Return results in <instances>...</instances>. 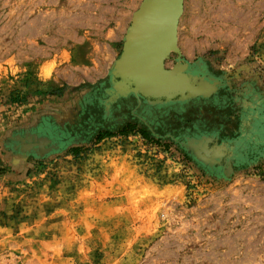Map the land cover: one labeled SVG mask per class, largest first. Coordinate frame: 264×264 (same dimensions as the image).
<instances>
[{
	"label": "rangeland",
	"instance_id": "374dc122",
	"mask_svg": "<svg viewBox=\"0 0 264 264\" xmlns=\"http://www.w3.org/2000/svg\"><path fill=\"white\" fill-rule=\"evenodd\" d=\"M140 2L0 0V264H264V0H182L167 101L115 87Z\"/></svg>",
	"mask_w": 264,
	"mask_h": 264
},
{
	"label": "water",
	"instance_id": "95a60500",
	"mask_svg": "<svg viewBox=\"0 0 264 264\" xmlns=\"http://www.w3.org/2000/svg\"><path fill=\"white\" fill-rule=\"evenodd\" d=\"M146 1L147 0H141L137 9L132 13L130 27L125 34L121 53L113 64L112 75L113 77H118V80L115 81V84H119L116 87L117 91L120 89L123 94L122 88L126 86L127 89L125 90L127 91L123 90L124 92L141 94L144 97H153L157 100L163 98L166 101L176 95L182 98L186 92H188L189 95H194L195 92L202 89H199L197 86L195 87L190 78L181 72L183 65H176L172 69H165L163 67L164 60L167 58L168 54L171 51L177 50L176 39L172 41L170 38L168 43L156 50H149L147 43H140L138 39H136L139 36V34H136L139 24L137 19L140 17V10L145 5ZM181 9V0H176L171 14L173 17L171 20L172 34L174 27H176L175 22H177ZM134 41L136 43H134ZM123 66L124 68L130 67L137 73L132 75L128 72H120ZM148 70H151L153 74H151L149 79H145L142 75ZM191 79H194V77ZM173 81H179V83L175 82V88L168 90L167 84L171 86L172 83L170 82ZM161 84H164V86L162 87ZM157 85L160 87L159 90H155L151 87H157ZM172 86H174V84Z\"/></svg>",
	"mask_w": 264,
	"mask_h": 264
},
{
	"label": "bare ground",
	"instance_id": "6f19581e",
	"mask_svg": "<svg viewBox=\"0 0 264 264\" xmlns=\"http://www.w3.org/2000/svg\"><path fill=\"white\" fill-rule=\"evenodd\" d=\"M175 2L176 0H147L145 5L140 10V17H138L137 19L139 23L138 30L136 31V34L137 35L139 34V36L136 39H138L140 43H147L149 50L160 49L162 46H164L166 43L169 42L170 38L172 41L176 39L178 19H177V22H175L176 27H174L173 34H172V27H171L172 25L171 20L173 18L171 14H172V10L174 8ZM181 4H182V0H181ZM134 43L136 42L134 41ZM120 72H128L129 74L131 73L132 75L134 73L135 74L137 73L135 72V70H132L130 67L124 68V66L123 68H121ZM151 74H153V72H151V70H148L144 72V75L142 76H144L145 79H149ZM175 82L179 83V81L170 82L172 83V85L174 84V86L172 85L170 86L167 84V89L171 90L175 88L176 86ZM117 85L119 84H116L115 87H117ZM161 86L163 87L164 84H161ZM197 86L198 88H201V89H208V88H211L212 85L210 81L207 82L206 79L205 80L201 79L199 80V83L197 84ZM151 87L155 90L160 89L158 85L157 87L155 86H151ZM125 89H127L126 86L122 88L123 93H126L124 92V91H127Z\"/></svg>",
	"mask_w": 264,
	"mask_h": 264
},
{
	"label": "trees",
	"instance_id": "16d2710c",
	"mask_svg": "<svg viewBox=\"0 0 264 264\" xmlns=\"http://www.w3.org/2000/svg\"><path fill=\"white\" fill-rule=\"evenodd\" d=\"M15 96H17V95H15ZM10 101H11V102H15L14 95H11V97H10ZM128 130H133V129H132V127H128ZM98 136H99V135H98Z\"/></svg>",
	"mask_w": 264,
	"mask_h": 264
}]
</instances>
